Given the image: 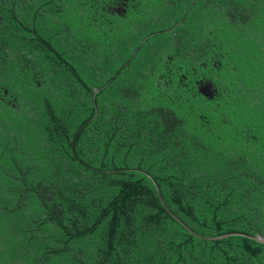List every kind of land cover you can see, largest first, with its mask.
Segmentation results:
<instances>
[{"label": "trees", "instance_id": "obj_1", "mask_svg": "<svg viewBox=\"0 0 264 264\" xmlns=\"http://www.w3.org/2000/svg\"><path fill=\"white\" fill-rule=\"evenodd\" d=\"M130 2L0 0V264H264V0Z\"/></svg>", "mask_w": 264, "mask_h": 264}, {"label": "flooded vegetation", "instance_id": "obj_2", "mask_svg": "<svg viewBox=\"0 0 264 264\" xmlns=\"http://www.w3.org/2000/svg\"><path fill=\"white\" fill-rule=\"evenodd\" d=\"M130 1L129 0H113V3L110 6L113 7V10H116L118 13H122V12H126L127 10H129V7L132 5ZM207 82H210V81H207ZM212 85H213V83H211V86ZM210 88L207 89V93L209 91L210 92L216 91V88H214V87H213V89H210Z\"/></svg>", "mask_w": 264, "mask_h": 264}, {"label": "water", "instance_id": "obj_3", "mask_svg": "<svg viewBox=\"0 0 264 264\" xmlns=\"http://www.w3.org/2000/svg\"><path fill=\"white\" fill-rule=\"evenodd\" d=\"M211 83L212 82H207L206 84H204V86L202 87V91L204 93H207V89H209L211 87ZM97 90V89H95ZM233 233H240V234H244V235H247V236H250L258 241H261V242H264V237L262 235H252V234H248V233H245V232H227L225 234H221V235H218V236H207V238H219V237H224V236H227L229 234H233Z\"/></svg>", "mask_w": 264, "mask_h": 264}]
</instances>
